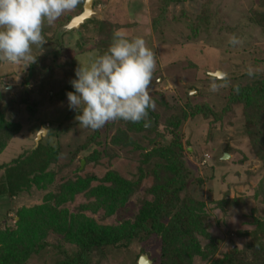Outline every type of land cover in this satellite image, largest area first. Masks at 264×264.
<instances>
[{
  "label": "trees",
  "instance_id": "trees-1",
  "mask_svg": "<svg viewBox=\"0 0 264 264\" xmlns=\"http://www.w3.org/2000/svg\"><path fill=\"white\" fill-rule=\"evenodd\" d=\"M183 1L159 0L158 14L151 20L158 37L168 6ZM208 5L204 4L194 15L182 10V18H174L189 31L181 43L186 39H197L209 31L212 25ZM259 6L262 8L255 11L254 21L263 34L264 0L259 1ZM80 11L81 7L77 14ZM69 15L65 13L57 18L54 28L65 24L71 17ZM119 27L108 23V30L103 31L105 35L99 39L92 59L107 51L113 32ZM63 36L53 40L56 47L50 53L51 61L56 62L66 47ZM37 55L40 60L35 58L26 68L25 84L40 74L36 66L47 57L46 54ZM223 64L220 61V65ZM56 66L59 65L51 67ZM69 67L71 80L75 78L77 64L70 62ZM242 74L247 75V70ZM250 78L249 83L234 85H239L238 93L234 86L230 88L227 103L220 112L205 104H188L184 109L171 108L169 113L167 108L172 105L165 103L160 92L154 91L150 97L155 108L148 111L144 120L139 123L116 120L105 125L106 134L113 130V126L114 131L109 134L102 150L99 148L102 144L100 129L92 130L70 157L73 160L85 152L82 156L84 165L77 164L70 175L60 181L56 182V176L66 164L56 165V170L50 167L57 163L58 143L53 147L48 141H38L34 149L18 157L14 163L2 165L0 206L5 207L6 212L14 199L32 186L45 190L51 185L52 189L45 193L41 203L15 209V223L0 229V264H30L40 254H45L52 264H109V251H128L133 247L137 248L132 255L133 264H137L141 254H146L152 264H264V207L260 218L253 217L247 222L246 231H235L238 236L249 238L243 251L232 249L213 258L219 249L217 239L222 241L223 237L220 230L216 234L211 230V215L193 187L202 185L203 180L192 175L180 131V126L197 114L216 118L233 105H241L245 134L263 172L252 198L263 204L264 72H257ZM154 82L155 77L149 87H153ZM21 96L18 98L22 100ZM7 105L0 106V151L19 127L6 117ZM151 118H154V125L149 127ZM211 159L202 150L198 163L212 168ZM207 160L209 164L201 163ZM229 202L225 192L223 198L215 201L216 209L223 211ZM7 215H0V220Z\"/></svg>",
  "mask_w": 264,
  "mask_h": 264
},
{
  "label": "rangeland",
  "instance_id": "rangeland-1",
  "mask_svg": "<svg viewBox=\"0 0 264 264\" xmlns=\"http://www.w3.org/2000/svg\"><path fill=\"white\" fill-rule=\"evenodd\" d=\"M259 1L184 0L171 4L161 25V36L158 37L153 31L151 20L158 14L159 0H94L95 13L92 17L78 29L64 32L66 47L56 62L50 60V53L56 47L53 40L59 39L56 37L59 27L54 28V21L50 24L45 22L42 26L44 44L42 47L31 46V55L36 57V61L40 60L37 54L47 55L36 66L40 74L28 79L25 84L24 76L29 62L12 64L0 60V106L8 104L5 107L6 117L19 125L18 132L0 151V178L4 171L2 165L14 163L18 157L36 147V134L42 128L46 131L40 132L39 142L54 138L55 143H58L57 163L50 167L56 170V165L66 164L56 176V182L70 175L77 164L80 163V167L84 165L81 161L85 152L73 160L70 157L77 146L85 142L92 130L79 126L75 119L77 113L68 107L66 93L73 91L69 80L72 77L69 63H76L77 67L79 63H90L93 51L95 53L98 48L99 39L105 35L103 31L108 30V23L112 27L121 26L118 30L124 31L129 38L142 37L146 46L152 50L156 65L152 78L155 77V82L148 89L149 95L154 91L160 92L166 101L164 102L172 105L167 108L169 113L172 112L171 108L184 109L188 104H205L213 111L220 112L227 103L226 96L230 88L238 82L245 84L251 81L249 76L242 74L249 66L259 69L258 72H264V33H261L254 21L255 11L262 8ZM82 3L83 0H78L77 6L67 12L71 15L70 19L77 14ZM206 3H209L211 15L212 26L209 31L203 32L197 39H186L189 41L181 43L182 37L187 36L189 31L182 22H177L174 18H182V10L191 15L197 14ZM233 35L240 38L243 44L229 45L228 38ZM220 61L224 62L223 66ZM52 65L59 66L52 69ZM215 71L226 73L227 79L214 77V80L213 76L208 78ZM236 75L241 78L232 77ZM213 81L223 84L216 92L210 91V83ZM18 95L23 99L18 98ZM112 122L114 121L108 123ZM105 125L100 128L101 150L104 142L108 141L109 134L114 131L113 126V130L106 134ZM180 129L188 151L185 153L186 162L193 169L192 175L203 180L202 185L193 187L205 201L206 209L211 215V230L215 234L220 230L223 237L222 241L217 239L219 249L213 258L229 253L232 249L243 251L249 238L238 236L235 231H246L249 227L248 221L253 217L260 218L264 203L260 204L252 198L263 172L245 134L241 105H233L216 118H205L197 114L185 121ZM105 146L112 149L109 145ZM202 150L206 152V156H211L209 162L214 165L213 169L198 163ZM120 154L124 155L121 152ZM208 160L201 163L209 164ZM222 160L227 162L222 164ZM51 189V185L45 190L32 186L28 192L22 191L14 199L7 212L5 207L0 206L1 216L8 213L4 220H0V229L15 223V209L29 208L41 203L45 193ZM225 192L228 193L230 202L220 211L216 209L215 201L223 198ZM136 250L133 247L128 251H109V264H133L132 255ZM30 264L52 262L45 254H40Z\"/></svg>",
  "mask_w": 264,
  "mask_h": 264
},
{
  "label": "clouds",
  "instance_id": "clouds-1",
  "mask_svg": "<svg viewBox=\"0 0 264 264\" xmlns=\"http://www.w3.org/2000/svg\"><path fill=\"white\" fill-rule=\"evenodd\" d=\"M77 4L78 0H0V60L34 62L31 46L44 44L43 24L52 23ZM228 44L238 46L243 41L233 35ZM155 66L154 54L142 37L129 38L124 31L115 30L107 51L87 65L79 63L70 80L73 91L66 97L68 107L77 113L78 125L95 131L110 121L144 120L155 108L148 91ZM258 71L249 66L247 75L253 77ZM222 76L227 79L226 73ZM222 86L213 81L210 91ZM234 91L239 92V85ZM48 142L55 147L54 138Z\"/></svg>",
  "mask_w": 264,
  "mask_h": 264
},
{
  "label": "water",
  "instance_id": "water-1",
  "mask_svg": "<svg viewBox=\"0 0 264 264\" xmlns=\"http://www.w3.org/2000/svg\"><path fill=\"white\" fill-rule=\"evenodd\" d=\"M93 2L94 0H83L81 11L74 15L71 19H69L65 24L61 25L56 32V37H61L64 32L70 31L72 29H78L80 25H82L86 20L90 19L92 15L95 13L93 10ZM210 74V73H209ZM223 73L220 71H215L211 73L210 75L217 78H222ZM154 125V118H151V122L149 124V127H152ZM46 129L42 128L39 130V132L36 134L35 138V145L38 144V140L41 137L40 132H45ZM226 155H224L225 159ZM81 163L83 164L84 161L82 160ZM138 264H152L151 259L146 254H141L138 257Z\"/></svg>",
  "mask_w": 264,
  "mask_h": 264
}]
</instances>
